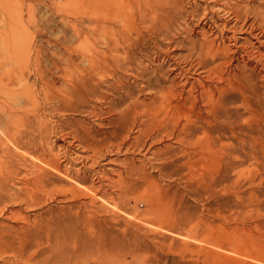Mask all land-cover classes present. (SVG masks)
Segmentation results:
<instances>
[{
    "label": "rangeland",
    "instance_id": "obj_1",
    "mask_svg": "<svg viewBox=\"0 0 264 264\" xmlns=\"http://www.w3.org/2000/svg\"><path fill=\"white\" fill-rule=\"evenodd\" d=\"M109 1L110 7L120 2L84 0L83 9H90L92 18L83 27L92 40L87 51L81 46L86 57L82 64L83 55L78 62L70 56L80 0H0V116L30 111L34 128L29 136L36 137L28 152L43 147L50 168L63 178L66 172L70 178L79 172L83 179L73 183L81 195L47 196L49 187L47 194L34 198L24 181L39 171L36 156L19 166L7 158L0 161V193L6 200L0 203V264H264V71L254 64L245 68L246 61L236 58L235 65L247 77L246 89L219 83V56L214 59L200 46L202 37L217 38L219 48V24L231 27L234 18L219 14V0H163L173 9L172 20L158 35L123 32L119 24L114 32L105 31L102 25L116 16L100 10ZM238 1H223L220 8L229 11ZM247 2L257 8L263 0L242 5ZM124 36L129 48L123 47L128 55L123 67L103 77L86 76L88 60L109 57ZM84 77L91 78V89L77 96L71 81ZM202 85L214 89L220 105L208 107L200 100ZM55 96L60 100L48 104ZM131 104H140L137 114H128ZM123 111L124 134L132 147L102 150L93 157L66 136L83 127L102 139L103 132H111L109 120L118 121L113 115ZM0 120L10 128L7 136H0V150L9 152L15 133L26 128L20 124L22 129H14L4 116ZM141 122L152 125L144 135L139 134ZM40 128H45L44 142ZM52 169L46 171L48 178L55 176ZM59 180L56 176L58 188L69 183Z\"/></svg>",
    "mask_w": 264,
    "mask_h": 264
},
{
    "label": "bare ground",
    "instance_id": "obj_2",
    "mask_svg": "<svg viewBox=\"0 0 264 264\" xmlns=\"http://www.w3.org/2000/svg\"><path fill=\"white\" fill-rule=\"evenodd\" d=\"M99 1V0H97ZM102 1V0H101ZM114 1V0H113ZM120 2L119 5H114L113 7L111 6H108L111 4L110 3H104V5L101 7L100 10H103L105 12H107L108 10L110 11V13H113L115 16L114 19H111V20H108L106 21L102 26H103V29L106 31V30H110V31H113L115 30V27L119 24L121 27V29L123 30V32H127L129 33V31L131 32H134L136 34H139L140 30L143 32H147V34H151V35H158L159 32L162 31L161 28H163V26L170 20L171 18V15H170V12H172L171 9L172 7L170 6V3L167 2V1H163L162 3H160V0H119ZM223 1H228V0H219V14L220 13H225L229 16H231V18H234L233 20L236 22L234 25H231V27H229V24H224V25H220L219 24V48L215 45V42L217 38H215L214 40H209L207 39L206 37H202L203 40L201 41L200 43V46L202 48H205L207 47L209 53H212L214 55V59H216L218 56H219V83H225L226 85H231V84H239V85H242V88H245V85L248 84V81H247V77L244 76V71H242L237 65H235V63L239 60L240 63L246 61V65H245V68H248V67H251V65H255L256 67L259 68V70H262L264 71V0L263 2H260V5L259 7L257 8H251L250 5H242V3H246V0H237L239 3H233V5L231 4V7H229V11H227V9H222L220 8L221 7V2ZM251 1V0H250ZM89 2V3H88ZM88 5L91 6L92 4L90 3V1H88ZM106 2V1H105ZM173 2V1H172ZM80 8L77 10V13L75 15V18L79 20L76 21L79 23V26L77 25V29H76V32H75V45L73 44L74 48H73V52L70 53V56L73 60H76L77 61V58L78 56H82V49H81V46L84 47L87 51L89 45H87L90 40V36L91 34L89 33L90 30L88 31H85L84 30V24L87 22L89 23L91 21V18H92V13L90 12V9H88V12L83 9V7L86 5L84 3V0H80ZM117 3V2H116ZM175 3V2H174ZM176 4V3H175ZM174 4V5H175ZM97 5V4H95ZM94 5V6H95ZM194 5V4H193ZM93 6V5H92ZM93 6V7H94ZM230 6V5H229ZM87 7V5H86ZM97 7H99V5H97ZM191 7V6H190ZM207 7V6H206ZM90 8V7H89ZM96 8V7H95ZM225 8V7H223ZM121 9H127L125 12H121ZM93 10H95L93 8ZM184 10V9H183ZM244 11V13H241V11ZM121 12L120 14L118 12ZM213 11V10H212ZM99 12H102V11H99ZM205 13V12H204ZM105 14V13H104ZM225 14H222V15H225ZM170 15V16H169ZM220 15V16H222ZM96 19V18H95ZM94 19V20H95ZM172 20V19H171ZM170 20V21H171ZM222 20V19H221ZM219 20V21H221ZM96 22H98L97 20H95ZM114 21V22H113ZM225 21V20H224ZM75 22V23H76ZM93 22V21H92ZM100 22V21H99ZM96 23V24H99ZM74 23V24H75ZM65 24V23H64ZM73 24V23H72ZM102 24V23H101ZM169 24V23H168ZM214 24V23H213ZM212 24V25H213ZM223 24V23H222ZM118 25V26H119ZM207 25V24H206ZM215 25V24H214ZM84 26V27H83ZM89 26V25H88ZM90 26H93V25H90ZM167 26V25H166ZM72 27V26H71ZM74 27V26H73ZM75 28V27H74ZM213 28L210 27L209 30L210 31H213L212 30ZM91 30H93L91 28ZM166 30V29H165ZM74 31V29H73ZM116 32V31H115ZM130 32V33H131ZM84 33L86 34V37L84 38L83 35ZM88 33V34H87ZM115 34V33H114ZM119 34V33H118ZM133 34V33H132ZM146 34V35H147ZM237 35H240L242 37H240L241 39L237 38L238 36ZM74 36V34H73ZM93 36V35H92ZM117 36V35H116ZM200 36V35H199ZM95 37V36H93ZM133 37V36H132ZM84 38V39H83ZM97 38V37H95ZM99 39V38H97ZM128 38L126 36L123 37V39H119L120 41L116 40V43H117V48L115 49H111V51H109V57H97L98 58V61L99 62H96V61H93V60H88V63H89V66H90V69H87L85 73H88V75L86 76H91L92 73L93 75H103L105 76V74H107L108 72H111V71H114L115 69H121L123 67V65H121V63H123L122 61H124L126 58H127V52L123 53L122 51L123 50V47L126 48V51H127V40ZM139 39V38H137ZM173 39V38H172ZM92 40V38H91ZM93 40H96V39H93ZM101 40V39H100ZM108 40V38H107ZM98 41V40H97ZM96 41V42H97ZM115 41V40H114ZM140 41V40H138ZM137 41V43H139ZM242 41V42H241ZM73 42V41H72ZM131 42H133L131 40ZM87 43V44H86ZM134 43V42H133ZM136 44V42L134 43ZM133 44V45H134ZM152 44V43H151ZM229 44H231V46H228ZM66 45V44H65ZM87 45V46H86ZM95 45V44H94ZM106 45V44H105ZM98 46V45H97ZM96 46V47H97ZM209 46V47H208ZM88 47V48H87ZM139 47V46H138ZM158 47V46H157ZM232 47H235L236 49L235 50H232ZM98 48V47H97ZM129 48V47H128ZM134 48V47H133ZM85 49H83V51H85ZM104 49V48H103ZM43 51V49H42ZM49 51V49H48ZM101 51V49H100ZM130 51V49H129ZM131 51H132V47H131ZM135 51V49H134ZM91 52V51H90ZM107 52V51H106ZM122 52V54H121ZM41 53V52H40ZM39 53V54H40ZM103 53V51H102ZM135 53V52H134ZM155 53V52H154ZM208 53V52H207ZM61 54V53H60ZM90 54V53H89ZM88 54V55H89ZM92 54V53H91ZM90 54V55H91ZM85 55L87 56V54L85 53ZM89 55V56H90ZM105 53L102 55L104 56ZM120 55V56H119ZM133 55V54H132ZM210 55V54H209ZM55 56V55H54ZM57 56V55H56ZM60 56V55H59ZM62 56V55H61ZM69 56V55H68ZM79 56V57H80ZM106 56V55H105ZM131 56V55H130ZM140 56V55H139ZM168 56V55H167ZM207 56V54H206ZM41 57V56H40ZM45 57V56H44ZM58 57V56H57ZM67 57V56H66ZM121 57V58H120ZM52 58V57H51ZM50 58V59H51ZM83 61L81 62L82 64H84V59H86V57L84 58V55H83ZM81 58V59H82ZM94 58V57H93ZM96 58V57H95ZM96 58V59H97ZM157 58V57H156ZM207 58V57H206ZM236 58L238 60H236ZM54 59V58H53ZM63 59V58H62ZM65 59V57H64ZM172 59V58H171ZM218 59V58H217ZM28 60V59H27ZM45 60V59H44ZM79 60V59H78ZM95 60V59H94ZM129 60V59H128ZM133 60V59H132ZM211 60V59H210ZM15 61V60H14ZM41 61V60H40ZM86 61V60H85ZM127 61V60H126ZM206 61V60H205ZM56 62V61H55ZM69 62V61H68ZM75 62V61H74ZM164 62V61H163ZM52 63V62H51ZM60 63V62H59ZM87 63V64H88ZM58 64V63H57ZM68 64V63H67ZM74 64V63H73ZM204 64V63H203ZM237 64V63H236ZM56 65V64H55ZM63 65V64H62ZM66 65V64H65ZM76 65V64H75ZM241 65V64H240ZM37 66V65H36ZM87 66V65H86ZM85 66V67H86ZM203 66V65H202ZM56 67V66H55ZM80 67V66H79ZM84 67V66H83ZM255 67V68H256ZM44 68V67H43ZM49 68V67H48ZM69 68V67H68ZM25 69V68H24ZM33 69V68H32ZM75 69V68H74ZM23 70V69H22ZM36 70V69H35ZM40 70V69H39ZM76 70V69H75ZM79 70V69H77ZM85 70V69H84ZM84 70H82L84 72ZM215 70V68H214ZM32 71V70H31ZM34 71V70H33ZM176 71V70H175ZM257 71V70H256ZM4 72V71H3ZM59 72V71H58ZM66 72V71H64ZM63 72V73H64ZM72 72V71H71ZM75 72V71H74ZM74 72L72 74H74ZM36 73V72H35ZM34 73V75H36ZM41 73V72H40ZM68 73V72H67ZM76 73V72H75ZM80 73V72H78ZM84 73V74H85ZM115 73V72H113ZM253 73V72H252ZM259 73V72H258ZM14 74V73H13ZM18 74V73H17ZM38 74V73H37ZM42 74V73H41ZM40 74V75H41ZM81 74V73H80ZM111 74V73H110ZM214 74V73H213ZM229 74V75H228ZM263 74V73H262ZM15 75V74H14ZM45 75V73H44ZM49 75V74H47ZM46 75V77H48ZM68 75V74H67ZM83 75V74H82ZM216 75V74H215ZM11 76V75H10ZM39 76V75H38ZM74 76V75H73ZM76 76V75H75ZM99 76V77H100ZM101 76V77H103ZM113 76V74L111 75ZM210 76V75H209ZM40 77V76H39ZM38 77V78H39ZM45 77V76H44ZM68 76H66V78H68ZM107 77V75H106ZM263 79H264V76H262ZM261 77V78H262ZM51 78V77H50ZM58 78V77H57ZM72 78V77H70ZM69 78V79H70ZM78 78V77H77ZM86 77H84L83 79H85ZM95 78V77H94ZM123 78V77H122ZM185 78V77H184ZM26 79V78H25ZM44 79V78H43ZM48 79V78H46ZM62 79V78H61ZM65 78H63L64 80ZM40 80V78H39ZM56 80V79H55ZM72 80V79H71ZM89 80H91V78H87L85 80H80L78 79L77 81L73 80L71 81L73 84L72 86L75 88V90H77V92L75 93V91L73 90V93L74 94H77L78 92H80L82 90V93L83 95L85 93H88L89 90L91 89L90 88V83ZM97 80V79H96ZM106 80V79H105ZM104 80V81H105ZM110 80V79H109ZM113 80V79H112ZM9 81V80H8ZM60 81V80H59ZM20 82V81H19ZM30 82V81H29ZM35 82V81H34ZM102 82V81H101ZM213 82V81H212ZM264 82V81H263ZM63 83V82H62ZM98 83V82H97ZM96 83V84H97ZM103 83V82H102ZM99 84V83H98ZM70 85V83H69ZM94 85V84H93ZM224 85V86H226ZM55 86V85H54ZM97 86V85H96ZM232 86V85H231ZM11 87V86H10ZM43 87V86H41ZM71 87V86H70ZM73 87H71L73 89ZM165 87V86H164ZM170 87V86H169ZM222 87V86H220ZM219 87V89H220ZM2 88V87H1ZM32 88V87H31ZM34 88V87H33ZM32 88V89H33ZM50 88V87H49ZM64 88V87H63ZM5 89V87L3 88ZM201 89H202V92L203 94L200 95V100L201 101H207L208 103V107H212L215 103L216 105L219 104L220 105V101L219 103L216 102L214 100L215 96H214V89L211 88V86H206V85H202L201 86ZM246 89V88H245ZM28 90V89H27ZM30 90V88H29ZM36 90V89H35ZM44 90V89H43ZM55 90H57L55 88ZM67 90V89H66ZM1 91V90H0ZM39 91V90H37ZM52 91V90H51ZM59 91V90H58ZM170 91V90H169ZM34 92V91H33ZM42 92V91H40ZM50 92V91H49ZM60 92V91H59ZM179 92V90H178ZM26 93V92H25ZM44 93V92H43ZM42 93V94H43ZM51 93V92H50ZM222 93V92H221ZM29 94V93H28ZM34 94V93H33ZM41 94V95H42ZM61 94V93H60ZM67 94V93H65ZM175 94V93H174ZM31 95V94H30ZM194 95V94H193ZM36 96V95H34ZM45 96V95H43ZM76 96V95H75ZM74 96V97H75ZM78 96V94H77ZM164 96V95H162ZM172 96V95H171ZM248 96V95H247ZM47 97V96H46ZM46 97H43L44 99ZM73 97V98H74ZM82 97V96H81ZM190 97V96H188ZM192 97V96H191ZM11 98V97H10ZM9 98V100H10ZM176 98V97H175ZM222 98V97H221ZM220 98V99H221ZM17 98H15V101H16ZM84 99V97H83ZM154 100L157 99V97L155 96L153 98ZM188 99V98H187ZM59 101L60 99L58 97L55 96V98L53 99L52 97H49L48 98V104L49 102H53V101ZM164 100V99H163ZM181 100V99H180ZM35 101V100H34ZM222 101V100H221ZM172 102V101H171ZM214 102V103H213ZM19 103V102H18ZM46 103V102H45ZM58 103V102H56ZM153 104H155L154 102H151ZM213 103V105H212ZM9 104V102H8ZM11 104V103H10ZM20 104V103H19ZM33 104V103H32ZM59 105H62L61 102L58 103ZM71 104V103H70ZM106 104V103H105ZM171 104V103H170ZM177 104V103H176ZM179 104V103H178ZM192 104V103H191ZM35 105H36V102H35ZM42 105V104H41ZM103 105V104H102ZM142 105V104H141ZM13 106V105H12ZM30 106V105H29ZM28 106V107H29ZM48 106V105H47ZM112 106V105H111ZM128 106V105H127ZM180 106V105H179ZM215 106V105H214ZM7 107V106H6ZM26 108V109H31L30 108ZM37 107V105H36ZM139 107H140V104H131V106L126 110L128 112V114H130L129 112L131 111V113H136L139 111ZM25 108V107H24ZM39 108V107H38ZM56 108V107H55ZM156 108V107H155ZM171 108V107H170ZM18 109V108H17ZM33 109V108H32ZM34 109H35V106H34ZM37 109V108H36ZM148 109V108H147ZM176 109V108H175ZM192 109V108H190ZM189 109V110H190ZM222 109V108H221ZM233 109V108H232ZM231 109V110H232ZM235 109V108H234ZM1 110V109H0ZM13 110V109H12ZM212 110V109H211ZM55 112L58 111V109H54ZM98 111V110H97ZM112 111V110H111ZM125 111V112H126ZM147 111V110H146ZM178 111V110H177ZM195 111V110H194ZM198 111V110H197ZM207 111V110H206ZM2 113H4L3 110H1ZM0 112V113H1ZM30 112V111H29ZM27 110H22L18 113H5L3 114V116L5 117V119L7 120V122H11V124H13L14 126V129H18V128H21L20 124L26 128V130L23 132H17V134L15 132V135L16 137L13 139L12 138V150H10L9 152H6L4 150H0V161H4L6 158L9 159V160H12L14 164L13 166H16L20 164V162L26 164L28 162V159L29 157H32V156H36V159L34 161V164L36 165L35 169H39V171L36 173L34 179L30 180V179H25V188L27 189V194H29L30 196H34V198H36L35 196L38 197V195H44V194H47V189L49 187H53L52 190L47 194V196H51V195H56L58 194L60 196V194H63V196H65L64 194H71V195H81L82 194V191L78 188L75 187V184L78 183L79 181H81L82 177H81V174L79 172H77L75 174V176L73 178H70V172H66L67 173V176L66 178H63L60 174V172L58 171V169H56L55 167L52 169L50 168L49 166L51 164L49 163H46V155L43 151V147H41L40 149H33L32 152H28V150H30L33 146V143L35 142V137H30L29 136V133L31 131H33V128H32V121L30 119V115L28 114L29 113ZM37 112V111H36ZM124 112V111H123ZM118 112L117 114H114L113 116L117 117L118 121H115V120H109V125H110V128H111V132L110 133H107V132H103L102 136L103 138L102 139H97V136L98 135H94L92 134V131L90 130H87L86 128H80L78 130H74V131H71L70 133H68L66 136L68 138H71L74 140V142L76 143H79L84 149L86 150H90L92 151L93 153V157H95L96 155H100L102 153V150H109L111 148L113 149H117L119 151H121V149L124 147V146H127V147H132V144L129 143L130 142V139L128 140V137L129 136H125L124 132H126V129H125V123H127V115L125 114V112ZM170 112V110H169ZM211 112V111H210ZM1 113V114H2ZM146 113V112H145ZM174 113V112H173ZM32 114V112H31ZM37 115V114H36ZM2 116V117H3ZM149 116V115H148ZM152 116V115H151ZM169 116V115H168ZM176 116V114H175ZM2 117L0 116V118L2 119ZM32 117V116H31ZM35 117V115H34ZM129 117V116H128ZM131 117V116H130ZM146 117V116H145ZM172 117V116H171ZM177 117V116H176ZM43 118V117H42ZM163 118V117H162ZM35 119L36 117L34 118V122H35ZM37 119H40V118H37ZM126 119V120H125ZM131 119V118H130ZM178 119V118H177ZM139 120V119H138ZM149 120V119H148ZM153 120V119H152ZM229 120V119H228ZM41 121V120H40ZM61 121V120H60ZM129 121V120H128ZM137 121V120H136ZM140 121V120H139ZM163 121V120H162ZM167 121V120H166ZM38 122V121H37ZM42 122V121H41ZM130 122V121H129ZM161 122V121H160ZM0 123H1V120H0ZM3 123V122H2ZM1 123V126H0V136H7L5 135L6 133L9 132L10 128L5 125V124H2ZM39 123V122H38ZM135 123V122H134ZM133 123V124H134ZM168 123V122H166ZM176 123V122H175ZM190 123V122H189ZM48 124V123H47ZM129 124V123H128ZM136 124V123H135ZM154 124V123H153ZM156 124V123H155ZM158 124V123H157ZM170 124V123H169ZM34 125V124H33ZM37 125V124H36ZM51 125V124H50ZM95 125V124H94ZM132 125V124H131ZM178 125V124H177ZM180 125V124H179ZM178 125V126H179ZM11 126V125H10ZM20 126V127H18ZM40 126V124H39ZM133 126V125H132ZM137 126V125H135ZM134 126V127H135ZM140 127V130H139V134H145L147 133L152 127V125H148V123H144V122H141L139 125ZM12 127V126H11ZM102 127V126H101ZM166 127V126H165ZM173 127V126H172ZM177 127V126H176ZM175 127V128H176ZM184 128V127H183ZM22 129V128H21ZM42 128H40L41 130ZM19 130V129H18ZM44 130L45 128H43V130H41V132L39 133L40 134V141L44 142L46 140V135L44 134ZM94 130V129H93ZM13 131V130H11ZM147 131V132H146ZM36 132V131H35ZM177 132V131H176ZM34 133V132H33ZM183 133V131H182ZM98 134V133H97ZM13 135V134H12ZM11 135V136H12ZM33 135V134H32ZM187 135V134H186ZM63 136V135H62ZM13 137V136H12ZM155 137V136H154ZM164 137V136H163ZM188 137V136H187ZM5 138V137H3ZM130 138V137H129ZM151 138V137H149ZM1 139V137H0ZM9 139V138H8ZM24 139L26 140V142H24ZM68 140V139H67ZM2 141V140H1ZM6 141V140H5ZM9 141H11L9 139ZM66 141V140H65ZM192 141V140H191ZM41 143V142H40ZM32 144V146H31ZM35 145V144H34ZM44 145V144H43ZM5 148V147H4ZM11 148V147H9ZM45 148V147H44ZM2 149V147H1ZM22 149H25L27 152L26 153H21L20 150ZM193 149V148H192ZM8 150V148H7ZM91 153V152H90ZM89 153V154H90ZM105 154V153H104ZM51 155V154H50ZM52 156V155H51ZM92 157V158H93ZM6 159V160H7ZM82 159V158H81ZM56 160V159H55ZM84 160V159H83ZM86 160V159H85ZM54 161V160H53ZM52 161V162H53ZM98 161V160H97ZM6 162V161H5ZM9 162V161H8ZM7 162V164H8ZM51 162V161H50ZM55 162V161H54ZM1 163V162H0ZM6 164V163H5ZM62 164V163H61ZM9 165V164H8ZM0 166H3V164L1 163ZM6 166V165H5ZM4 166V167H5ZM34 166V165H33ZM58 166V165H57ZM52 167V166H51ZM2 168V167H0ZM19 169V168H18ZM17 169V170H18ZM46 169V170H45ZM47 169H52L54 170V173H55V176H53L52 178H48L47 177V174H46V171ZM60 169V168H59ZM66 169V168H65ZM64 169V170H65ZM8 170V169H7ZM10 170H12L10 168ZM25 170V169H24ZM51 170V171H52ZM70 170V169H68ZM92 170V169H91ZM50 171V170H48ZM47 171V172H48ZM71 171V170H70ZM12 172V171H11ZM65 172V171H64ZM7 173V172H6ZM18 174V172H16ZM4 175V174H3ZM6 175V174H5ZM27 175V174H26ZM7 176V175H6ZM56 176L59 177V181H63L66 180V181H69V183L66 185V187H62V188H58L55 186V178ZM122 176V175H121ZM17 175L14 177L16 178ZM23 177V176H22ZM100 177V176H99ZM9 178V177H8ZM12 178V177H11ZM32 178V177H31ZM104 178V177H103ZM5 179V178H4ZM18 179V178H16ZM123 179V177H122ZM10 180V179H9ZM8 180V182H9ZM13 180V179H12ZM83 180V179H82ZM98 181V180H97ZM107 181V180H106ZM118 181V180H117ZM4 182V181H3ZM7 182V180H6ZM99 182V181H98ZM97 182V183H98ZM108 182V181H107ZM17 183H20V182H17ZM73 183H75L73 185ZM101 183V181H100ZM103 183V182H102ZM101 183V185H102ZM106 183V182H105ZM113 183V182H112ZM115 183V182H114ZM2 184V183H1ZM0 184V185H1ZM21 184V183H20ZM32 186L31 189H29V186ZM98 185V184H97ZM21 186V185H20ZM110 186V184H109ZM99 187V186H98ZM109 188V187H108ZM112 188V187H110ZM3 189V187H2ZM22 189V188H21ZM1 190V189H0ZM23 190V189H22ZM100 190V189H99ZM102 190V189H101ZM105 190V189H104ZM4 191V190H3ZM29 191V192H28ZM7 192V191H6ZM46 192V193H45ZM86 192V191H85ZM105 192V191H104ZM109 192V191H108ZM99 193V191H98ZM23 194V193H22ZM122 194V193H121ZM16 195V194H14ZM26 195V194H25ZM28 195V196H29ZM85 195V194H84ZM92 195V194H91ZM90 195V197H91ZM94 195V194H93ZM104 195V194H103ZM8 196V195H7ZM27 196V195H26ZM25 196V197H26ZM27 196V197H28ZM123 196V195H122ZM9 197V196H8ZM62 197V195H61ZM67 197V196H65ZM69 197V196H68ZM80 197V196H79ZM83 197V196H82ZM99 197V196H98ZM51 198V197H50ZM55 198V197H53ZM58 198V197H57ZM71 198V197H69ZM83 198H87V197H83ZM92 198H95V197H92ZM91 198V199H92ZM65 199V198H64ZM72 199V198H71ZM75 199V198H74ZM73 199V200H74ZM77 199H81V198H78ZM90 198L88 197V200ZM28 200V199H27ZM37 200V199H36ZM56 200V198H55ZM69 200V199H68ZM83 200V199H82ZM85 200V199H84ZM87 200V201H88ZM95 200V199H93ZM5 196L1 195L0 193V203L1 202H5ZM34 201V200H33ZM77 201V200H76ZM21 202V201H20ZM75 202V201H74ZM38 204V203H37ZM84 204V203H83ZM89 204V203H88ZM86 205V204H85ZM85 205H82L85 207ZM92 206V204H90ZM89 205V206H90ZM92 208V207H91ZM2 211V210H1ZM89 219V218H88ZM167 219V218H166ZM89 221V220H88ZM91 222V221H89ZM87 224V223H86ZM90 224V223H89ZM93 226V225H92ZM90 227H91V224H90Z\"/></svg>",
    "mask_w": 264,
    "mask_h": 264
}]
</instances>
